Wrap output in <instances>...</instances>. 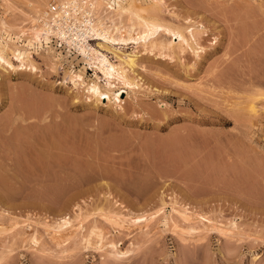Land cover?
Returning <instances> with one entry per match:
<instances>
[{
  "label": "rangeland",
  "instance_id": "374dc122",
  "mask_svg": "<svg viewBox=\"0 0 264 264\" xmlns=\"http://www.w3.org/2000/svg\"><path fill=\"white\" fill-rule=\"evenodd\" d=\"M64 1L0 0V41L14 42L28 58L20 61L10 55L14 70L0 61V264H264V0H119L122 5L134 2L141 14L157 2L158 22L201 30L197 54L180 51L171 34L160 40L167 44L176 38L175 50L132 39L104 44L93 35L89 44L114 64L119 63L115 52L137 56L133 69L122 64L131 85L115 81L111 86L120 103L111 93L110 100L92 93L89 86L94 83L101 90L108 87L102 73L74 48L52 37L48 44L29 42L48 5ZM79 1L84 9L92 3ZM114 1L92 8V18L103 22L115 38L146 30L134 13L118 10ZM36 110L43 113L40 118L29 116ZM185 128L216 139L202 141L204 149L196 135L199 141L192 146L197 133L191 136ZM179 129L194 139H179L190 153L181 150L182 158L195 167L190 165V172L185 164L187 178L202 182L194 183V189L175 183L179 173L170 171L176 167L172 141H178L171 135L177 136ZM40 135L60 148L56 160L64 168L73 166L75 174L69 177L78 180L76 184H36L32 181L46 177L12 171L17 145ZM136 153L157 155V162H163H156V170L167 172L146 176L153 185L135 183L144 175L137 178L119 168L136 164ZM198 173L202 177L195 179ZM165 175L174 181L166 188L158 183ZM193 192L213 200L190 204L189 221H183L171 211L168 198ZM161 193L167 204L159 201ZM140 215L154 217L133 223ZM64 217L79 226L65 241L48 228ZM230 221L235 226L227 230ZM92 226L96 229L89 235ZM110 242L116 243L117 254Z\"/></svg>",
  "mask_w": 264,
  "mask_h": 264
},
{
  "label": "bare ground",
  "instance_id": "6f19581e",
  "mask_svg": "<svg viewBox=\"0 0 264 264\" xmlns=\"http://www.w3.org/2000/svg\"><path fill=\"white\" fill-rule=\"evenodd\" d=\"M110 0H92V3H90L88 9H84L83 6L80 4V1L79 0H65L62 4L58 5L59 6V10L57 11V13L53 16H49L47 14V12H45V14L39 19V28L34 30L32 36H31V39H29V42L31 43H37L39 45H43V44H48L50 42V39L51 37L52 38H56V39H59L61 42H64L65 45H67L68 47H72L74 48L77 52H79L82 56L86 57L88 59V61L90 62L91 65H94L95 69L98 70V73H102L103 77H104V81H105V86L108 87L104 90H101L102 88H100V86L98 85V83H94L92 85L89 86L90 90L92 91V93H96L97 96L99 95H103V94H106V97L110 100V93L113 94V90L111 89V86L115 83V81H120V83H122L123 85H125V87H129L131 85V82L129 80V78L127 77L126 75V72L125 70L123 69L124 67H122V64H125L129 69H133L134 65H135V60H136V54H132V55H123L121 56L118 52H113L115 57L119 60V63L118 65L117 64H114L112 63L104 53H101L100 51H97L95 50L90 44H89V40L91 39V37L94 35V36H97V37H100L101 39L104 40V44H107L106 42H115V41H122V42H125L127 39H132L133 42H135V44H139V43H142L143 45L145 44H149L151 47H157V48H160V49H164L165 46L172 49V50H175V45H174V42L173 40H175L177 38L178 40V43H177V47H179L180 51H183L185 49H190L192 52H194L195 54H197V49L200 48L201 49V46L199 45L198 43V39H199V33H200V29L198 30H195L194 27L192 26H177V25H172V24H166V23H162V22H158V16H157V10L159 9V5L157 2H154L150 9L148 11L145 12H142L143 14L139 13V9L136 8L135 6V3L134 2H131L129 4H125V5H122L120 4V1L119 0H115L114 3L117 5V9L120 10V11H130L131 13H134L137 18H139L142 22H143V25L146 27V30H144L143 32H140L137 34V36L135 37H132V36H128L127 38H124L123 36H119L117 38L113 37L111 31L104 25L103 22H100V21H95L94 18H92L91 16V12L93 11L94 8H97V7H100L102 4H106L107 6H110ZM160 3V2H159ZM162 6V5H161ZM93 8V9H92ZM92 9V11H91ZM137 10V11H136ZM188 20V18H187ZM191 23V22H190ZM201 27V26H200ZM164 34H171V36L173 35V37L175 36L176 38L174 39H171V41H169L167 44H164L161 40H160V37L161 35H164ZM201 38V37H200ZM100 45V44H99ZM104 46V45H102ZM106 47V46H104ZM10 55H12L13 57H15L16 59H19L20 61H24V60H27L28 58L26 57V55L21 51V49L19 48V46H17L14 42H9V40H4V41H0V61H2L3 63H5L6 65H8L11 69H15V66L13 65V63L11 62V57ZM30 63H29V67L32 68V69H35L33 63L31 60H29ZM21 65H24L21 64ZM25 66V65H24ZM260 76V75H259ZM76 77L78 79H80L82 81V78H81V75L78 74L76 75ZM260 78V77H259ZM262 79V78H261ZM220 80L218 79L217 82H219ZM222 82V81H220ZM83 83V81H82ZM252 83V82H251ZM262 84V83H261ZM80 86V85H79ZM119 90V89H118ZM117 90V91H118ZM115 92V91H114ZM117 93H114L113 96L111 97H114L116 98V100H118V102L120 103L121 99L119 97V95H115ZM101 95V96H102ZM21 97V96H20ZM34 98V97H33ZM98 99V98H97ZM49 102V101H48ZM27 103V102H26ZM37 104V103H36ZM41 104V103H40ZM39 104V105H40ZM34 105V103H33ZM12 106V105H11ZM43 106V105H42ZM31 107V105H30ZM11 108V107H10ZM20 108V107H19ZM28 108V106H27ZM35 108V107H34ZM33 108V109H34ZM36 109L38 110V108L36 107ZM24 110V109H22ZM28 110V109H27ZM36 110V112H37ZM31 111V109H30ZM9 112V111H8ZM13 112H16V108H14V111ZM35 112V111H34ZM33 114L29 113V116H33L34 118H40V114H43V113H40L38 114L37 112V115H36V112ZM53 112V111H52ZM24 113V112H23ZM22 113V114H23ZM27 113V112H26ZM25 113V114H26ZM63 113V112H62ZM263 113H264V109H263ZM12 115V114H11ZM153 115V114H152ZM37 116V117H36ZM8 118V117H7ZM22 118V117H21ZM42 120H45L46 117L45 116H42L41 117ZM59 119V118H58ZM74 119V118H73ZM220 119V118H219ZM218 119V120H219ZM5 120V119H4ZM23 121V119H21ZM63 120V118H62ZM66 120V119H65ZM72 120V119H71ZM226 120V118H225ZM6 121V120H5ZM9 121V120H8ZM25 121V120H24ZM64 121V120H63ZM160 121V120H159ZM196 121V120H195ZM195 121H192V122H195ZM202 121V120H201ZM199 121V123L201 122ZM204 121V120H203ZM57 122V121H56ZM210 122V121H209ZM217 122V121H216ZM228 122V121H227ZM10 123V122H9ZM33 123V122H32ZM58 123V122H57ZM62 123V122H61ZM71 123V122H70ZM75 123V122H74ZM208 123V122H207ZM8 124V123H7ZM51 124V123H50ZM198 124V123H197ZM204 124V123H203ZM223 124V123H222ZM34 125V124H33ZM59 125V124H58ZM74 125V124H73ZM2 126V125H1ZM28 126V125H27ZM37 127H40L39 124H36ZM34 126V127H36ZM54 126V125H53ZM159 126V125H157ZM157 126H156V129H157ZM192 126V124H191ZM194 126V125H193ZM23 127V126H22ZM21 129L22 130H25V127H23ZM52 128V126H50ZM61 127V126H60ZM59 127V128H60ZM56 128V127H55ZM68 128V127H67ZM71 128H74L71 127ZM183 128V127H182ZM193 128V127H192ZM190 128V129H192ZM27 129V128H26ZM44 129V128H43ZM58 129V128H57ZM158 129H161V126L158 127ZM157 129V130H158ZM181 129V128H180ZM180 129L177 130V136H176V131L174 132L175 135H171L172 136V139H174V137H177V140L178 141H172L174 142L173 146L171 147V154H173V156H171V158H177V162L172 158L171 160L173 161L172 163L176 165H172V167H175V169H171L170 168V171L172 170L173 172L176 173H179V174H176L177 176V179L179 178L180 180L176 181L175 183L178 184L179 182V185L182 184L181 186H183V184L186 186L187 185V188H189L190 186H192V188L194 187V183L195 185H198V184H201L200 182L198 183V179L197 181L194 180V179H191L190 177L187 178V174L185 173L188 169H191V168H188L191 163L188 161V160H185L184 158H182L183 156H181L180 153H182L181 150H183V146H181V142H179L180 138H181V141L183 142H186L185 140H190L191 136L193 135L192 132L195 134L194 138L195 139H199L200 140V143L202 141L205 142V139L207 138V141H208V138H211L212 140H215L214 137H208L206 134L205 131H203V133H199L201 132L199 130V132L197 131V129H193L192 131L189 132L188 128L186 129L185 132H188L191 134H188L190 137H188V135H185V132L181 131L182 133L184 134H181L180 132ZM199 129V128H198ZM39 130V129H38ZM66 130V129H65ZM64 130V131H65ZM183 130V129H182ZM32 131V130H31ZM59 131V129H58ZM194 131H197V132H194ZM25 132V131H24ZM27 132V131H26ZM37 132V131H36ZM56 132V131H55ZM69 132V130H68ZM205 132V134H204ZM248 132V131H247ZM39 133V131H38ZM45 133V131H44ZM180 133V135L178 134ZM232 133V132H231ZM249 133V132H248ZM247 133V134H248ZM29 134V133H28ZM70 134V133H69ZM209 134V133H208ZM218 136H219V133L217 132ZM245 134V133H244ZM50 135V134H49ZM182 135V136H181ZM184 135L186 136L184 138ZM199 137H197V136ZM228 135V134H227ZM207 136V137H206ZM211 136V134H210ZM224 136V135H223ZM237 136V135H236ZM41 138L37 139V138H34L32 142H29V143H25V144H19L17 145V149L15 151V153H17V155H15V159L13 161V165H12V171H14V173L17 175H19V173H23V170H26L28 171V174L33 173V175H38V176H41L43 175V178L44 176L47 178H44L43 180L41 179H38V180H33L32 183H36V184H41V183H44V184H72L73 183H77L78 180L73 181L69 176L71 174H69L70 172L74 173V169L72 168L73 166L71 165V169L68 168V166H66V168L62 167L61 164H59L57 161L58 158H56V155H58V146H54L53 143L50 141V143H48V140L46 142V140H44L43 136H39ZM46 137V136H45ZM59 137V136H58ZM197 137V138H196ZM32 138V137H31ZM47 138V137H46ZM171 138V137H170ZM169 138V139H170ZM184 138V140H182ZM187 138V139H186ZM225 138V137H224ZM234 138V136H233ZM48 139V138H47ZM196 140L194 141V144L192 146L195 145V143L199 140ZM227 139V138H226ZM75 140V139H74ZM165 141V139H163ZM162 140V141H163ZM194 139H191L190 141H193ZM64 141V140H63ZM72 141V140H71ZM157 141V140H156ZM160 141V142H162ZM163 141V143H164ZM168 141V142H167ZM190 141H187L186 143H189ZM206 141V142H207ZM150 142V141H149ZM159 142V143H160ZM166 142L169 143V140H167L166 138ZM172 142H170V144H172ZM176 142V144H175ZM183 142V143H184ZM229 142V141H227ZM18 143V142H17ZM72 143V142H71ZM185 143V144H186ZM198 143V142H197ZM151 144V142H150ZM154 144H156L154 142ZM166 144V143H164ZM205 144V143H204ZM203 142H202V145L204 146H201L200 144V147H203L205 149V146L207 145H204ZM15 145H16V142H15ZM189 144H187L188 146ZM198 145V149L200 150V147ZM234 145V144H233ZM246 145V144H245ZM159 146V145H158ZM157 146V147H158ZM163 146V144H162ZM160 145V150H161V147ZM166 146L165 148H167L168 144L164 145ZM164 146H163V150H164ZM228 146V145H227ZM250 146V145H249ZM155 147V146H154ZM153 147V148H154ZM156 147V148H157ZM197 147V146H196ZM126 148V146H125ZM156 148L153 149L155 150V153L157 154L156 152ZM159 148V147H158ZM158 148H157V151H158ZM187 148V147H184V149ZM191 145H190V150H191ZM14 149V148H13ZM16 149V148H15ZM69 149V148H68ZM170 148H168L169 150ZM194 149V150H193ZM193 151H196L195 147H193ZM204 149H201L200 151L202 152V150ZM231 149V148H230ZM233 149V148H232ZM9 150V149H8ZM7 150V151H8ZM137 150V149H136ZM141 150V149H140ZM140 150L138 151V153H140ZM152 150V149H151ZM187 150V149H185ZM183 150V151H185ZM69 151V150H68ZM67 151V152H68ZM135 151V150H134ZM142 151V150H141ZM164 151H167V150H164ZM200 151H198V153H200ZM232 151V150H231ZM71 152V151H70ZM128 152V151H126ZM130 152V151H129ZM146 151H144L145 153ZM186 153L189 152V151H185ZM10 153V152H9ZM14 153V154H15ZM125 153V152H124ZM154 153V151H153ZM160 152H158L159 154ZM197 153V152H196ZM8 154V153H7ZM76 154V153H75ZM130 154V153H129ZM128 154V156H129ZM133 154V152L131 153ZM180 154V155H178ZM190 154V153H189ZM187 153V155H189ZM194 154V152H193ZM55 155V157H54ZM63 155V154H62ZM66 155V154H65ZM69 155V154H68ZM71 155V154H70ZM73 155V153H72ZM134 155V154H133ZM132 155V156H133ZM137 155V153H136ZM148 155V154H146ZM154 155V154H153ZM151 156L148 158L147 156L143 157V156H140V155H137L138 157V160L136 161L137 163H133V164H130L128 165V162L126 163L127 165H125V169H121V167L119 168V171H122V170H125L127 171V173L129 175H134V176H139L142 178V176L144 177V179H141V180H136L133 179L132 181H135V183L137 184H150V185H153L152 183H154L153 181L150 182L147 180V177L149 178L150 175L152 177V174H160L159 176L161 177V175L165 174L166 172H164L163 174L158 172V170H156L155 167L157 166H154L156 164V162L158 161L157 159V155L156 156ZM167 155V154H166ZM170 155V153H169ZM168 155V156H169ZM176 155V156H175ZM178 155V156H177ZM183 155H184V152H183ZM17 156V157H16ZM123 156V155H122ZM126 156V155H125ZM165 156V155H164ZM181 156V158H180ZM36 157V158H35ZM55 160H53L54 158ZM60 157V156H59ZM72 157V156H71ZM75 157V156H74ZM97 157V156H96ZM127 157V156H126ZM162 157H163V154H162ZM179 157V158H178ZM64 158V157H62ZM100 158V157H99ZM136 158V157H135ZM159 158H161L159 156ZM57 159V160H56ZM67 159V158H66ZM103 159V158H102ZM125 159V157H124ZM168 159V158H167ZM170 159V157H169ZM181 159V161H180ZM184 159V160H183ZM101 160V159H100ZM121 160V159H120ZM56 161V162H55ZM74 161V160H72ZM129 161V160H128ZM162 161V159H161ZM263 161V160H262ZM131 162V161H130ZM163 162V161H162ZM161 162V163H162ZM166 163L167 162H171L170 160L169 161H165ZM189 162V163H187ZM56 163V164H55ZM73 163V162H72ZM121 164V162H119ZM158 163V162H157ZM160 163V162H159ZM158 163V164H159ZM160 163V164H161ZM12 164V163H11ZM60 166H59V165ZM122 164L124 165L125 162H122ZM186 164V167L185 169L187 170H184V166ZM68 165V164H67ZM169 165V164H168ZM117 166V165H116ZM162 166V165H161ZM159 166V167H161ZM167 166V164H166ZM183 166V167H182ZM193 166V165H191ZM11 167V166H10ZM75 167V166H74ZM78 167V166H77ZM87 167V166H86ZM171 167V166H170ZM182 167V169H181ZM155 168V169H154ZM177 168V170H181L182 171V176H181V171L177 172L175 171ZM193 168H195L194 166L192 167V170ZM76 169V167H75ZM92 169V168H91ZM117 169V168H116ZM116 169H114L116 172ZM121 169V170H120ZM158 169V168H157ZM164 169L166 170L167 168L164 167ZM162 170V169H161ZM184 170V172H183ZM196 170V169H194ZM79 171V169H78ZM163 171V170H162ZM171 171V173H172ZM190 171V170H188ZM169 172V171H168ZM190 172H193V171H190ZM190 172H188V175H190ZM199 172V171H198ZM63 173H66V175ZM69 175H68V174ZM197 171L195 172V175H196ZM12 174V172H11ZM24 174V173H23ZM26 174V173H25ZM27 174V175H28ZM41 174V175H39ZM62 174V176L60 175ZM75 174V173H74ZM168 174V173H167ZM175 174L172 173V175L175 176ZM199 174V173H198ZM195 177L198 178V177H202L201 174H199ZM31 175V174H30ZM35 175V176H36ZM128 175V177H129ZM170 175V174H169ZM168 175V176H169ZM171 175V176H172ZM179 175V177H178ZM194 175V174H193ZM192 175V176H193ZM29 176V175H28ZM61 176V177H60ZM147 176V177H146ZM158 176V175H157ZM170 176V177H171ZM173 176V177H174ZM182 177V180H181V177ZM40 177V178H41ZM67 177V178H66ZM72 177V176H71ZM150 177V178H151ZM159 177V178H160ZM167 178L166 179V175H165V178H162L163 181H160L157 182L160 184V186H163V187H167V185H169L170 183L172 184L173 182L171 181V179ZM185 177L187 180H183ZM194 177V176H193ZM13 178V177H12ZM66 178V179H64ZM138 178V177H137ZM146 178V180H145ZM156 178V177H155ZM190 178V179H189ZM9 179V178H8ZM36 179V177H35ZM75 179V178H74ZM131 179V177H130ZM174 178H172L173 180ZM176 179V178H175ZM203 179V178H201ZM165 180H168V181H165ZM170 180V181H169ZM195 181V182H190L189 181ZM9 181V180H8ZM132 181L130 180L129 183H132ZM1 182V181H0ZM12 182V181H11ZM14 182H17V183H26V181H22V180H17V181H14ZM84 182V181H83ZM118 182V181H117ZM196 182L198 184H196ZM7 183V182H6ZM10 183V182H9ZM27 183H31L30 181H28ZM82 183V182H81ZM121 183V181H120ZM135 183H132V184H135ZM156 183V181H155ZM156 184V185H159V184ZM109 184V183H108ZM119 184V183H118ZM123 184V183H121ZM120 184V185H121ZM1 185V184H0ZM155 185V184H154ZM175 185V184H174ZM174 185H171V186H174ZM189 185V186H188ZM119 186V185H118ZM143 186V185H142ZM162 187V188H163ZM165 187V188H166ZM179 187V186H178ZM196 187V186H195ZM194 187V188H195ZM193 188V189H194ZM197 188V187H196ZM194 193V194H193ZM193 193H189V194H182V195H175V196H170L168 198L169 200V203L171 204V211L177 213L179 215V218L183 221H189V215L188 213L190 212V204H198V203H202V202H205V201H212L213 200V196L210 195V197L208 196H204V197H200L199 195H197V193L195 194V192ZM215 198V197H214ZM159 201L162 203V204H167L168 202L165 201L164 199V196H163V193H161L158 197ZM209 202V201H208ZM177 205L179 206V209H176L174 206ZM167 215L168 214H164L163 215V218L162 220H164V222H166L165 220H167ZM154 216H150L149 219H147V217H145L144 215H140V216H136L132 219V222L135 223V222H141L142 220L145 221H149L150 219H152ZM110 218V217H109ZM107 219V218H106ZM200 219H202L203 221L206 220L208 221L209 223L211 222L212 224V221L210 218H204V217H200ZM114 220V219H113ZM110 222V221H109ZM117 223V222H115ZM235 226V222L234 221H230L229 222V225H228V228L227 230H229L230 228H233ZM72 226L71 224V221H69L68 218H61L59 220V222L56 223V225H53V226H48L49 229L52 230V233H53V236H55L56 238H65V240L69 239L73 234L76 233L77 229L79 228L78 227H74ZM211 228L213 229H217V231H223L222 228L220 227H217L216 225H211ZM96 227L95 226H92L91 229L89 230V235L93 234L94 231H95ZM190 229H193V227H190ZM226 230V229H225ZM222 233V232H221ZM220 233V234H221ZM56 240V239H54ZM61 240V239H60ZM99 240V239H98ZM100 241V240H99ZM63 243V241H62ZM97 244H98V241H97ZM110 246L112 248H115L116 250V243L115 242H110ZM117 252H119L118 250H116L115 252H113V254H117Z\"/></svg>",
  "mask_w": 264,
  "mask_h": 264
},
{
  "label": "built area",
  "instance_id": "2783aa9c",
  "mask_svg": "<svg viewBox=\"0 0 264 264\" xmlns=\"http://www.w3.org/2000/svg\"><path fill=\"white\" fill-rule=\"evenodd\" d=\"M58 10H59V6L56 3H50L47 7V14L49 16H53L57 13ZM60 46H61V44H60Z\"/></svg>",
  "mask_w": 264,
  "mask_h": 264
}]
</instances>
